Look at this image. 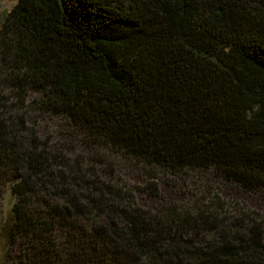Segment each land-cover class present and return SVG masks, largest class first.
Here are the masks:
<instances>
[{
	"label": "trees",
	"instance_id": "1",
	"mask_svg": "<svg viewBox=\"0 0 264 264\" xmlns=\"http://www.w3.org/2000/svg\"><path fill=\"white\" fill-rule=\"evenodd\" d=\"M0 82L4 264H264V211L218 190L264 191V0H17Z\"/></svg>",
	"mask_w": 264,
	"mask_h": 264
},
{
	"label": "rangeland",
	"instance_id": "2",
	"mask_svg": "<svg viewBox=\"0 0 264 264\" xmlns=\"http://www.w3.org/2000/svg\"><path fill=\"white\" fill-rule=\"evenodd\" d=\"M17 0H0V26L5 15L12 9ZM10 98L6 85L0 82V94ZM12 99H10L11 101ZM10 101H7L10 104ZM55 128L53 120L42 118L38 120L37 129L40 134L50 132ZM122 182L129 187H135L134 196L136 204L143 209H153L159 198L151 195L143 189L147 181V176L141 173L125 172L120 173ZM160 195L165 199L181 202L189 197L188 186L176 176L169 173H161L155 178ZM220 195L228 201H237L244 204L249 209L264 211V191H247L236 185L223 184L218 187ZM15 199L9 190V184L0 180V264H4L7 254H9L8 235L12 223L11 207Z\"/></svg>",
	"mask_w": 264,
	"mask_h": 264
}]
</instances>
